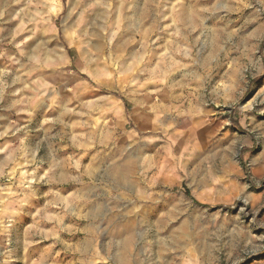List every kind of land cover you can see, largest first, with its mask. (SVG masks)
<instances>
[{"label": "clouds", "instance_id": "1", "mask_svg": "<svg viewBox=\"0 0 264 264\" xmlns=\"http://www.w3.org/2000/svg\"><path fill=\"white\" fill-rule=\"evenodd\" d=\"M0 264H264V0H0Z\"/></svg>", "mask_w": 264, "mask_h": 264}]
</instances>
